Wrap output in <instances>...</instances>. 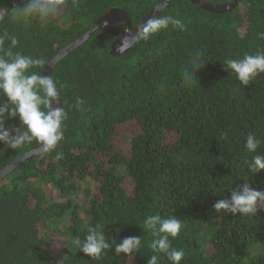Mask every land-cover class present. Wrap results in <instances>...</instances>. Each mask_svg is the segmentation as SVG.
Returning a JSON list of instances; mask_svg holds the SVG:
<instances>
[{
    "label": "trees",
    "instance_id": "trees-1",
    "mask_svg": "<svg viewBox=\"0 0 264 264\" xmlns=\"http://www.w3.org/2000/svg\"><path fill=\"white\" fill-rule=\"evenodd\" d=\"M161 1L53 0L56 15L41 26L13 19L28 0H0V35L20 41L15 48L6 41L0 55L10 49L48 64L111 8L136 25ZM168 16L187 30L170 24L114 55L116 36L98 29L54 66L67 113L64 139L0 181V264H147L153 237L144 219L155 214L182 219L180 235L169 238L186 253L181 264H264V209L257 217L214 209L244 180L264 192V171L253 176L245 163L264 155V74L244 86L223 64L264 52L257 36L264 0H242L226 12L171 0L154 18ZM197 50L207 64L185 84ZM249 133L261 140L255 153L245 147ZM39 145L13 150L0 143V169ZM97 224L110 241L142 236L140 253L117 256L113 244L91 259L72 246ZM160 264L170 262L162 255Z\"/></svg>",
    "mask_w": 264,
    "mask_h": 264
},
{
    "label": "clouds",
    "instance_id": "clouds-1",
    "mask_svg": "<svg viewBox=\"0 0 264 264\" xmlns=\"http://www.w3.org/2000/svg\"><path fill=\"white\" fill-rule=\"evenodd\" d=\"M13 19L23 21L25 24L37 21L41 26H47L56 15V4L53 0H28L24 8L17 7ZM186 31L187 26L181 19L171 16L152 18L147 20L143 28L137 33L136 39L147 41L153 34L167 29L169 25ZM258 38L264 39V32L257 33ZM127 39V38H126ZM12 48L20 44L15 35L5 32L0 35V46L6 41ZM47 61L43 57H33L10 49L0 55V143L6 148L18 149L23 145L31 144L33 140L42 145L45 152L56 149L64 139V121L67 113L63 106L54 107V103L63 105L58 81L52 76H45ZM207 64L201 50L193 55L191 67L184 72L185 84H191L197 79L196 72ZM226 71L234 73L241 85L247 86L255 77L264 74V52L246 54L240 59H227L223 63ZM19 118V126L8 127L10 119ZM261 140L254 133L246 136L245 147L250 152H257ZM57 159L63 158L58 152ZM248 170L253 174L264 171V155H254L251 161H245ZM231 190L230 198L224 196L218 200L214 209L218 213L225 210L232 214L245 217H257L259 210L264 209V192L253 189L251 183L244 180ZM145 227L150 230L153 237L150 248L153 255L148 257L147 264H160L162 255L167 257L170 264H181L185 258L183 249L174 248L171 238H177L184 228L181 218L174 215H149L144 219ZM121 229H117V234ZM72 246L83 252L91 259H99L107 250L113 249L117 256L125 254L127 257L140 253L142 236H128L111 241L104 232V226L97 224L89 227L87 233L81 238L76 236L71 240ZM62 264V258L59 261Z\"/></svg>",
    "mask_w": 264,
    "mask_h": 264
},
{
    "label": "water",
    "instance_id": "water-1",
    "mask_svg": "<svg viewBox=\"0 0 264 264\" xmlns=\"http://www.w3.org/2000/svg\"><path fill=\"white\" fill-rule=\"evenodd\" d=\"M171 0H163L154 6L136 25H133L129 14L120 8H111L107 13L100 16L82 35L74 41L61 47L57 50L53 59L47 64L44 71L45 76H51L54 66L65 55L70 53L73 49L86 41L96 30H104L116 36L113 45L112 53L119 55L120 53L127 52L134 45L137 40V33L143 28L147 20L159 15L163 9L170 3ZM194 4L213 12H226L237 6L242 0H232L224 3H213L207 0H191ZM124 23L125 28L119 29L118 24ZM127 38V39H126ZM62 104L59 102L54 103V107H60ZM43 150L42 145L17 156L9 161L0 169V181L6 177L8 173L14 170L20 163L28 159L32 155H39Z\"/></svg>",
    "mask_w": 264,
    "mask_h": 264
},
{
    "label": "rangeland",
    "instance_id": "rangeland-1",
    "mask_svg": "<svg viewBox=\"0 0 264 264\" xmlns=\"http://www.w3.org/2000/svg\"><path fill=\"white\" fill-rule=\"evenodd\" d=\"M129 184H130V183L127 181V182H126V185L129 186Z\"/></svg>",
    "mask_w": 264,
    "mask_h": 264
}]
</instances>
